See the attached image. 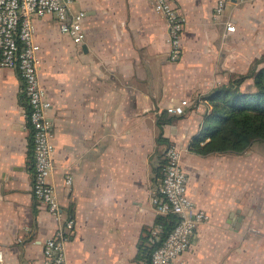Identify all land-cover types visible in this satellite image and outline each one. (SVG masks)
Segmentation results:
<instances>
[{
	"label": "crops",
	"instance_id": "crops-1",
	"mask_svg": "<svg viewBox=\"0 0 264 264\" xmlns=\"http://www.w3.org/2000/svg\"><path fill=\"white\" fill-rule=\"evenodd\" d=\"M173 1L186 16L183 55L175 62L166 18L151 0H74L70 14L85 11L81 44L60 31L56 14L37 18L40 79L55 124L49 181L60 219L39 208L32 193L24 81L17 69L0 66L5 264H43L45 241L69 217L75 232L66 244V264H146L139 258L142 237L158 216L152 191L173 143L189 174V195L209 215L173 264H264V142L245 154L189 149L211 108L209 92L247 72L241 66L248 58L264 55V0H228L221 16L215 14L218 0ZM227 20L237 30L225 37ZM251 82L242 88L254 89ZM184 98L191 100L185 114L167 112Z\"/></svg>",
	"mask_w": 264,
	"mask_h": 264
},
{
	"label": "built area",
	"instance_id": "built-area-1",
	"mask_svg": "<svg viewBox=\"0 0 264 264\" xmlns=\"http://www.w3.org/2000/svg\"><path fill=\"white\" fill-rule=\"evenodd\" d=\"M74 0H0V66L15 68L24 81V90L30 105L29 118L33 128L35 172L32 193L39 208L49 210L57 219L62 216L61 205L55 186L49 181L54 166L55 124L51 116L52 100L40 79L43 62L42 46L36 41V20L46 14H56L60 31L76 44L86 39L85 11L70 14ZM228 0H218L215 14L224 13ZM247 2L250 0H236ZM154 9L166 18L169 59L179 61L183 55V33L186 16L173 0H151ZM237 26L232 20L225 22L224 36L235 33ZM191 100L184 98L179 103L167 106L171 115H183ZM72 175L66 183H72ZM189 174L183 167L181 149L170 144L165 151V164L156 187L152 191L158 214L175 213L178 223L164 237L162 227L151 228L149 244L155 246L151 264H173L191 245L192 235L198 225L208 220L205 209L197 206L189 195ZM75 232V220L69 217L45 241L43 264H66V244ZM0 264H5V252L0 244Z\"/></svg>",
	"mask_w": 264,
	"mask_h": 264
},
{
	"label": "trees",
	"instance_id": "trees-1",
	"mask_svg": "<svg viewBox=\"0 0 264 264\" xmlns=\"http://www.w3.org/2000/svg\"><path fill=\"white\" fill-rule=\"evenodd\" d=\"M262 59L264 58L256 59L247 72L234 73L229 82L219 84L209 92L206 98L211 103V108L205 115L199 133L189 144L192 152L200 155L244 154L256 141H264V66H260ZM250 78L253 79L254 89H243V84ZM21 99L29 115L30 105L24 87ZM31 130L33 132L32 125ZM31 148L34 155L33 137ZM34 172L35 155L33 175ZM178 221L179 216L175 213L158 214L154 225L162 227L161 237L164 238ZM153 226L145 230L140 246L139 258L146 264H151V255L155 248L149 244Z\"/></svg>",
	"mask_w": 264,
	"mask_h": 264
},
{
	"label": "rangeland",
	"instance_id": "rangeland-1",
	"mask_svg": "<svg viewBox=\"0 0 264 264\" xmlns=\"http://www.w3.org/2000/svg\"><path fill=\"white\" fill-rule=\"evenodd\" d=\"M259 58H264V55H261L260 57H257L254 59L253 58H248V60L246 62L243 63V65L241 66L242 69L244 70H247L248 68H250V66L252 65V63L256 60V59H259ZM254 59V60H253ZM264 63V59H262V61H260V66ZM249 70V69H248ZM249 80V81H248ZM246 81V83L244 84V88H249V86L251 85V78L248 79ZM264 142V141H263ZM251 151V148L248 150V152ZM247 153V152H246ZM245 154V153H244Z\"/></svg>",
	"mask_w": 264,
	"mask_h": 264
}]
</instances>
